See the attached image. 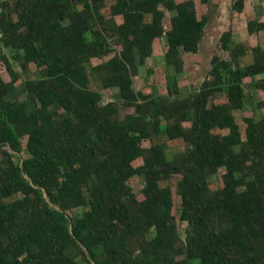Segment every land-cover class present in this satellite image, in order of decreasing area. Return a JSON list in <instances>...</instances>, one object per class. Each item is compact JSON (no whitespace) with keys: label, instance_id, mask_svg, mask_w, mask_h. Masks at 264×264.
Returning <instances> with one entry per match:
<instances>
[{"label":"trees","instance_id":"16d2710c","mask_svg":"<svg viewBox=\"0 0 264 264\" xmlns=\"http://www.w3.org/2000/svg\"><path fill=\"white\" fill-rule=\"evenodd\" d=\"M209 21L177 0H0V264H264V118L237 116L264 111V44L245 63L227 30L182 93ZM157 40L165 95L138 86Z\"/></svg>","mask_w":264,"mask_h":264},{"label":"rangeland","instance_id":"374dc122","mask_svg":"<svg viewBox=\"0 0 264 264\" xmlns=\"http://www.w3.org/2000/svg\"><path fill=\"white\" fill-rule=\"evenodd\" d=\"M186 7H195V9H200V12L203 13L205 10V6L202 7L199 3H190L188 0H182L181 1V11H184ZM218 31V30H217ZM212 37L209 33V35L205 39V43L203 46V51L199 55H189L187 57L188 60V68H187V74L185 78L182 79V83L180 84V91L182 93H191L195 92L196 89H198L199 84L203 81V79L206 77L207 71L210 67L211 58L213 55L217 52H215V42H211ZM214 44V45H213ZM219 48V46H218ZM140 68H141V77L139 78V87H143L144 92H150L151 86H157L159 88L160 95H165L166 90L164 89V83H165V77L168 73V69L166 66L167 61L165 59L162 46L159 44L158 50L155 51L154 57L151 59L139 60ZM87 70L90 72V67L87 66ZM150 70H153V74L150 76L148 72ZM174 74V72H171ZM145 85V86H144ZM40 87H43V83L40 84ZM146 90V91H145ZM191 91V92H190ZM107 94H111V91H105ZM22 89H19L14 94L10 96V99L15 101L17 98L22 94ZM259 100V97H257L256 101ZM257 102H255L256 104ZM237 116L241 117L243 122H248L250 120H261L264 118V111L257 109L254 105H252L251 101L249 99L246 100V109L244 111H238ZM116 118V115L114 116ZM181 142H177V144H174V150H172V153L174 154L176 152V149L180 150L182 148ZM145 145H148L146 143ZM176 145V146H175ZM178 147V148H177ZM247 145L239 146L240 149H246ZM141 162H137V165H140ZM139 179L136 177L132 180V184L138 183ZM211 183L215 188L221 185V182L219 181V176H215L211 178ZM180 206V200H172L169 204V210L170 212H173L176 208Z\"/></svg>","mask_w":264,"mask_h":264},{"label":"crops","instance_id":"0c3cea01","mask_svg":"<svg viewBox=\"0 0 264 264\" xmlns=\"http://www.w3.org/2000/svg\"><path fill=\"white\" fill-rule=\"evenodd\" d=\"M177 1L179 2V9L181 13H185L187 11H197L200 17L209 15L210 21L208 24L206 37L210 33L213 40L211 42H215V46H217V48H215V52L218 49L211 58V61L219 53L218 46H221V38L223 33L229 29H232L235 35L234 43L246 44V46L249 48L250 53L243 58L244 62L249 64L254 62L259 51V46L264 44V0H240L237 4H234L233 0H188L190 3L196 2L202 7L205 6L203 13L200 12V9H195V7H186L184 11H181L182 0ZM259 16L262 20L257 27V33L251 34L249 30V22ZM159 44H161L165 56V43L157 40L155 42L153 57L155 55V51L158 50ZM167 69L170 71V74H172L171 72H174L173 67ZM186 74L181 77V83ZM181 83H179V87ZM151 87H154L153 84Z\"/></svg>","mask_w":264,"mask_h":264}]
</instances>
